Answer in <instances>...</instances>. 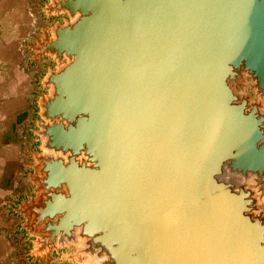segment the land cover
Segmentation results:
<instances>
[{"label": "water", "instance_id": "obj_1", "mask_svg": "<svg viewBox=\"0 0 264 264\" xmlns=\"http://www.w3.org/2000/svg\"><path fill=\"white\" fill-rule=\"evenodd\" d=\"M16 212L30 255L264 264V0H49Z\"/></svg>", "mask_w": 264, "mask_h": 264}, {"label": "crops", "instance_id": "obj_2", "mask_svg": "<svg viewBox=\"0 0 264 264\" xmlns=\"http://www.w3.org/2000/svg\"><path fill=\"white\" fill-rule=\"evenodd\" d=\"M49 0H0V264H79L80 256L30 255L33 236L16 212L34 195L33 154L41 141L33 130L44 94V59L33 61L30 46L49 30L43 8Z\"/></svg>", "mask_w": 264, "mask_h": 264}, {"label": "rangeland", "instance_id": "obj_3", "mask_svg": "<svg viewBox=\"0 0 264 264\" xmlns=\"http://www.w3.org/2000/svg\"><path fill=\"white\" fill-rule=\"evenodd\" d=\"M66 18H67V17H66L65 15H62V16H60V17H53V18L49 19V26H48L49 29H50L55 23H57V22H61V23H63L64 20H65ZM48 31H49V30H48ZM44 60H45V61H44L43 63H44L45 73L47 74L50 68H55L56 64H55V62H54L51 58H45ZM46 93H47V90H44V94H46ZM44 94H43V95H44ZM43 95H42V96H43ZM40 145H41V144H40ZM67 251H69L70 253H72L74 257H75V256L77 257L76 252L78 251V249L75 248L73 245H70L69 247H66V248L62 249V250L60 251V253H61V252H64L65 254H67V253H66ZM80 258L83 259V260H86V259H87V258H85V257H83V256H80Z\"/></svg>", "mask_w": 264, "mask_h": 264}]
</instances>
